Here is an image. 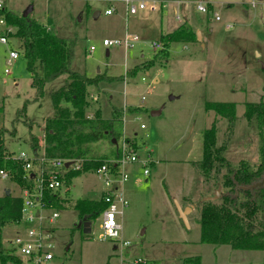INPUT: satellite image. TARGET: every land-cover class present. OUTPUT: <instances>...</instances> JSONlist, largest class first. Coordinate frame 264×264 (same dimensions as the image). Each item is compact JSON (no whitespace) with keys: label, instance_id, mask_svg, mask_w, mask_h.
Instances as JSON below:
<instances>
[{"label":"rangeland","instance_id":"obj_1","mask_svg":"<svg viewBox=\"0 0 264 264\" xmlns=\"http://www.w3.org/2000/svg\"><path fill=\"white\" fill-rule=\"evenodd\" d=\"M207 1V13L196 9V0L179 5L156 0L154 8L126 16L125 4L118 0H3L4 7L17 14L31 7L29 14L52 26L57 35L74 38L71 69L99 79L88 86L87 114L98 108L108 118L112 107L121 108V140L133 139L136 148L132 150L139 156L125 166L129 177L123 193L128 204L118 218L121 238L128 245L120 247L118 241L102 237L100 215L91 221L90 233L77 225L74 201L97 198L102 190L93 173H82L57 191L68 199L62 208L37 210L43 219L34 224L50 231L52 258L46 264H126L132 259H140V264H182L194 255L200 264H264L263 250H236L199 241L201 202L216 189L219 194L224 190L203 181L192 164L202 157L203 132L214 126L216 145H225L231 168L240 160L256 167L260 138L255 118L244 114L245 104L264 101V0ZM110 7L116 10L105 14ZM176 13L186 22L176 20ZM180 22L200 33L196 36L192 29L190 41L170 43L165 61L152 43ZM126 30L138 37L133 48L103 46V39L121 37ZM10 49L18 56L7 63ZM21 50L19 40L11 35L6 44L0 43V124L9 131L15 128L14 134L4 133L13 155L20 151L33 155L29 128L21 119L30 121L31 132L42 139L44 119L53 113L49 91L61 86L66 76L46 83L42 96L33 100L35 90ZM150 60L154 62L144 68ZM135 66L139 68L133 74ZM26 100L20 120L14 121ZM206 102L234 103L232 127L225 116L205 109ZM156 110L159 113L153 115ZM97 146L105 154L111 150L108 141ZM5 187L13 195L20 194L9 178H0V195ZM185 208H189L184 213L186 223L179 214ZM52 211L58 215L50 220L46 216ZM27 226L19 220L0 227L2 243L10 246L9 241L16 234L24 235Z\"/></svg>","mask_w":264,"mask_h":264},{"label":"trees","instance_id":"obj_2","mask_svg":"<svg viewBox=\"0 0 264 264\" xmlns=\"http://www.w3.org/2000/svg\"><path fill=\"white\" fill-rule=\"evenodd\" d=\"M7 25L15 30L9 33L17 38L21 45L22 56L26 69L31 74V87L35 90L33 100H38L43 94L44 85L60 75H65L61 86L49 91L53 105V113L44 119L42 139L31 132L32 123L24 118L21 121L29 128V144L34 150L32 161L43 170V178H47V163L54 159L68 162L60 171L61 178L69 182L71 178L89 172L110 158L120 155V143L123 126V111L112 107L108 118L101 116L97 108L93 114H87L89 106L88 86L98 83V77H89L85 73L71 69L74 54V38L57 35L55 29L41 23L31 16L0 9ZM192 31L180 25L171 32L161 34L158 41L161 44L159 54L166 61L170 43L174 41H190ZM154 61L150 60L144 68ZM135 66L132 73L138 69ZM18 110L14 121L20 120L24 106ZM205 109H211L226 117L229 128L235 119L234 103L206 102ZM2 104L0 103V117ZM247 119L255 118L259 134L260 161L256 167H251L248 161L240 160L236 168H231L226 159L225 145H216L214 126L204 130L202 135V157L192 162L199 171L202 180L221 185L224 190L217 200H202L200 206V236L201 243L212 245H229L236 250L264 251V184L252 185L264 176V101L245 104ZM14 126L10 131L0 124V169L6 170L9 179L19 189L31 188L33 175L26 174L22 161L15 159L4 142V133L14 134ZM115 140V143L112 140ZM130 148H136L135 141L125 138ZM108 141L111 150L105 154L97 146L98 142ZM40 151V153H39ZM74 165H78L77 169ZM225 168L226 172L221 174ZM64 169V170H63ZM67 198L58 192L41 187V201L46 208H62ZM22 199L18 195L4 192L0 195V227L8 222H18L21 217ZM106 207L102 196L98 199L79 198L74 201L73 208L77 212V221L91 222L100 215ZM22 259L9 245H4L0 236V264L8 262L18 264ZM105 264H110L108 261ZM182 264H200L197 255L188 256Z\"/></svg>","mask_w":264,"mask_h":264},{"label":"built area","instance_id":"obj_3","mask_svg":"<svg viewBox=\"0 0 264 264\" xmlns=\"http://www.w3.org/2000/svg\"><path fill=\"white\" fill-rule=\"evenodd\" d=\"M125 4V14H136L138 11L145 10L147 8H154V2L156 0H122ZM207 0H196V9L202 13H207L210 10L205 3ZM151 3V6L150 4ZM253 3V2H252ZM4 7L3 0H0V9ZM115 11L114 7H110L104 10V13L109 15ZM214 18L219 20V16L213 13ZM177 20H180L178 14L175 15ZM14 28L7 25L2 17H0V43L6 44L9 39L8 33H13ZM138 42L136 34L129 33L127 30L123 36L114 39H103L102 44L105 47L108 46H121L125 50L133 48ZM152 46L160 48V42L154 41ZM18 52L10 49L8 52L7 63H10L13 59H16ZM5 73L8 69L5 68ZM143 127V125H141ZM34 155H30L24 151H20L17 155H13L15 159L22 161V168L26 174L33 175V185L31 188H20V194L18 196L22 199L21 205V217L20 220H24L28 223L26 232L24 235L16 234L12 241H9L10 247L14 249V252L22 259L18 264H25L32 262L33 264H46L48 260L52 258L50 252V231L49 228L43 227L40 223L36 226L35 220L43 219L42 213L37 210L49 209L44 207V203L41 201V187H44L51 191L57 192L64 186V179L60 176V171L65 166V161L61 159H54L49 165L47 170V178H43V170L32 161ZM139 159V156L135 154V151L130 148L129 143L123 138L120 143V155L117 158L106 160L98 167L89 171L93 173L99 180L102 186V199L106 203V207L100 213L101 235L104 238L118 241L120 247L128 245L127 241L121 238V223L118 218H121L124 208L128 202L124 197L123 186L127 181L129 175L125 171V166L129 163L135 162ZM144 161L142 164L145 166ZM79 166L74 165L77 169ZM64 170V169H63ZM144 174H148L147 168L143 169ZM0 178H9V174L6 170L0 169ZM57 212L52 211L50 215H47L50 220L57 217ZM115 248L117 246L115 245ZM140 259H132L126 262V264H140ZM7 264H15L8 262Z\"/></svg>","mask_w":264,"mask_h":264},{"label":"water","instance_id":"obj_4","mask_svg":"<svg viewBox=\"0 0 264 264\" xmlns=\"http://www.w3.org/2000/svg\"><path fill=\"white\" fill-rule=\"evenodd\" d=\"M31 11V7H28L23 13H22V16L23 17H25L26 15H28L29 14V12ZM97 13V12H96ZM108 54V52L106 51V55ZM170 98H173V96H170ZM159 113V110H156V111H152V114L154 115V114H158ZM112 142L113 143H115V140L113 139L112 140ZM32 152H33V154H34V150H32ZM69 163L68 162H66L65 163V166H67ZM264 184V176L262 177V179L260 180V181H258V182H256V183H254L253 185H252V187H255V186H261V185H263ZM6 195H8L9 194V190H5V192H4ZM218 194H219V188L218 189H216L215 191H214V194L212 195V196H207V197H205V199L206 200H214L217 196H218ZM189 208H185L184 210H183V212H181V211H179V214H180V217H181V219H182V221L184 222V223H186V219H185V217H184V213H185V211H187ZM79 227H82L83 228V232L84 233H90V231H91V227H90V225H91V222H89V221H78V224H77Z\"/></svg>","mask_w":264,"mask_h":264},{"label":"crops","instance_id":"obj_5","mask_svg":"<svg viewBox=\"0 0 264 264\" xmlns=\"http://www.w3.org/2000/svg\"><path fill=\"white\" fill-rule=\"evenodd\" d=\"M118 1H122V0H118ZM158 1H160L161 3H163V1H174V2H176L177 3V5H179L180 3H182L183 1H194V0H158ZM123 2V1H122ZM115 8V7H114ZM116 10V9H115ZM112 14V13H111ZM177 14V13H176ZM110 15V14H109ZM179 15V14H178ZM126 16H128V15H126ZM183 17V16H182ZM176 19V18H175ZM177 20V19H176ZM178 21H182V19H180V20H178ZM183 23H185L186 22V20H184V17H183V21H182ZM182 22H180V23H178L176 26H174L173 28H172V30H174L175 28H177L178 26H180V24L182 23ZM126 26H127V24H126ZM189 27H191V26H189ZM188 27V28H189ZM190 29V28H189ZM193 29V28H192ZM192 29H190L191 31H192ZM171 30V31H172ZM171 31H168V32H171ZM193 31H195V33H196V36H197V34L198 33H200L198 30H194L193 29ZM168 32H166V33H168ZM165 34V33H164ZM161 35V34H160ZM200 46L201 47H204V42H201L200 43ZM169 47H170V45H169ZM169 49V48H168ZM85 173H87V172H85ZM124 188V187H123ZM5 190H9V193H11V189H9V188H4L3 189V192H5ZM3 192H2V194H3ZM1 194V195H2ZM12 194V193H11ZM101 194H102V190H101V192H100V195H99V197H97V198H92V199H98V198H100V196H101ZM13 195V194H12ZM113 248L115 249V246H113Z\"/></svg>","mask_w":264,"mask_h":264}]
</instances>
